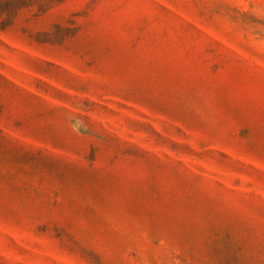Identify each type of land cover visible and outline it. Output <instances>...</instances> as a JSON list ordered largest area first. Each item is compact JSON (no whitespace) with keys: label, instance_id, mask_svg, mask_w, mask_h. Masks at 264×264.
<instances>
[{"label":"rangeland","instance_id":"1","mask_svg":"<svg viewBox=\"0 0 264 264\" xmlns=\"http://www.w3.org/2000/svg\"><path fill=\"white\" fill-rule=\"evenodd\" d=\"M0 264H264V0H0Z\"/></svg>","mask_w":264,"mask_h":264}]
</instances>
